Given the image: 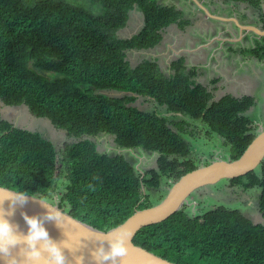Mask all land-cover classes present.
I'll return each instance as SVG.
<instances>
[{"label": "trees", "instance_id": "trees-1", "mask_svg": "<svg viewBox=\"0 0 264 264\" xmlns=\"http://www.w3.org/2000/svg\"><path fill=\"white\" fill-rule=\"evenodd\" d=\"M87 1L98 11L66 0H0V100L10 106L24 104L75 137L110 134L120 148L154 152L156 166L141 176L122 153H101L89 138L65 144L58 158L51 140L13 126L0 113V185L49 200L64 169L62 198L69 213L106 230L156 203L146 184L159 188L162 177L172 183L198 167L187 158V123H169L139 109L133 104L138 97L201 120L230 146V159L238 158L257 134L245 114L255 99L231 94L214 99L208 85L193 82L197 70L183 56L170 61L169 72L155 58L129 63L128 50L153 48L170 24L181 29L191 24L181 9L158 0ZM135 7L143 13V25L131 36L119 37L117 31ZM244 52L262 59L264 44ZM243 179L244 186L261 187L258 210L263 222L224 206L200 215L188 214L183 206L142 227L133 242L177 264H264V160L228 180L234 185Z\"/></svg>", "mask_w": 264, "mask_h": 264}, {"label": "rangeland", "instance_id": "rangeland-1", "mask_svg": "<svg viewBox=\"0 0 264 264\" xmlns=\"http://www.w3.org/2000/svg\"><path fill=\"white\" fill-rule=\"evenodd\" d=\"M35 1V0H27ZM71 3H79L87 9L97 12V9L92 8L87 0H66ZM201 2L210 13L219 15L221 17H228L226 14L230 13L231 10L229 4H224L222 0H198ZM161 4L166 5H177L180 9H183V13L186 17L191 20V24L180 29L176 25L166 27L167 33L164 32V38L159 44L151 49L146 50H128L126 57L131 65L136 64L142 58L156 59L162 70L169 72L170 61L176 59L182 54H190L188 57L191 59L188 61L189 64H194V52H187L194 49V44H208L207 47L202 48L198 54L208 55L213 48H216L220 44L221 40L215 39L216 35L220 33L222 28L233 27L234 29L240 30L235 21L220 20L210 18L205 14L203 10L193 0H158ZM229 2V1H228ZM233 2V1H232ZM234 5H236L234 3ZM262 10V9H261ZM205 19H204V17ZM143 13L138 8H134L127 20L126 25L117 31L119 37H129L133 33L137 32L143 25ZM241 19V18H240ZM225 30V29H224ZM230 35L229 31L224 32ZM232 37V36H231ZM223 38V37H220ZM239 38V35L236 36ZM249 39V38H248ZM242 38L239 42H228V44L236 48L241 46L248 49L255 46L258 41H250ZM197 40L195 43L194 41ZM166 44H171V48L167 47ZM222 46V45H219ZM224 50L218 54V58L214 61H220L219 66L222 69L228 70L238 68L239 71H243L246 66L240 63V54L235 50L236 54L229 53L225 49L228 47L226 44L223 45ZM184 49V51H183ZM176 51V53H174ZM181 52V53H177ZM225 51V52H224ZM223 53V54H222ZM222 55V56H221ZM253 62H248L247 67ZM233 68V69H234ZM214 75H219V71H213ZM222 78V77H221ZM193 78V82H195ZM202 80V78H200ZM204 84L203 82H201ZM209 88L214 91V83L208 84ZM220 89V88H219ZM214 92V99L218 97L219 91ZM248 91L252 92L254 97L258 100L257 105L251 106L247 111L246 115L253 122L255 132L258 133L261 129H264V84L261 78V73L256 74L255 81L247 88ZM111 96H121L122 92L114 90H100ZM226 92L220 93L219 97ZM252 95V96H253ZM218 97V98H219ZM217 98V99H218ZM141 110L155 113L159 116H163L169 123L173 121L184 120L187 123V131L183 133V137L189 144L190 153L187 158L191 159L198 166L205 165L216 159H230V146L217 134L209 132L207 125H205L199 119H192L187 115L181 113H175L167 110L164 106H159L152 99L148 97L140 96L133 103ZM0 113L2 117L11 121L14 125L27 128L32 131L39 132L43 137L51 140L56 148L58 158L61 156L64 150V146L67 143L76 141L80 138L91 139L96 146L97 151L107 154L122 153L130 162H132L141 176H144L146 170L156 166L157 154L154 152H147L143 149H124L118 147L114 142V137L110 134H98L96 136H82L80 138L75 137L68 133L66 129H59L52 125L49 119L44 117L35 116L29 108L24 105H6L0 100ZM173 183V182H172ZM171 180L169 178L162 177L161 185L159 188H153L152 184L148 183L145 185V191L150 195L153 202H158L159 199L166 195L169 187L171 186ZM66 178L64 169L59 171V177L56 181L55 191L52 193L49 201L57 203L65 211H68V206L63 202V193L65 189ZM247 184L245 179L242 182L231 185L228 179H222L214 184L202 186L194 190L187 198L184 208L190 215H200L204 212L216 207L224 206L229 209L239 210L244 216L250 218L253 222H263L261 214L258 210V200L261 192V187L252 185L244 186ZM163 196V197H164Z\"/></svg>", "mask_w": 264, "mask_h": 264}, {"label": "water", "instance_id": "water-1", "mask_svg": "<svg viewBox=\"0 0 264 264\" xmlns=\"http://www.w3.org/2000/svg\"><path fill=\"white\" fill-rule=\"evenodd\" d=\"M210 18L220 20L235 21L239 27V33L243 36L247 33L261 37L264 36V28L250 24H241L235 17H221L214 15L198 0H193ZM13 126H16L13 124ZM264 160V129H261L238 158L216 159L205 165L198 166L193 170L181 175L169 187L166 195L157 203L143 208L136 209L122 223L102 230L96 228L76 217L69 211H65L57 203H53L45 198L30 195L23 205L22 211L28 215L43 216L47 211L46 205L51 209L49 215H57L61 219L62 228L58 227L54 221H46L45 227L49 235L56 241L66 239L69 248L65 249L66 264H74V257L81 256L83 264H96L91 253L99 245L103 244L107 250V240L119 235L126 252L122 257L117 258V264H177L159 255L150 252L146 248L136 245L133 238L138 230L147 225L158 223L186 204L188 196L196 189L214 184L222 179H233L251 172L257 168ZM13 189L0 185V196ZM5 207L7 202L5 201ZM18 209L14 217L15 221L24 227L23 219Z\"/></svg>", "mask_w": 264, "mask_h": 264}, {"label": "clouds", "instance_id": "clouds-1", "mask_svg": "<svg viewBox=\"0 0 264 264\" xmlns=\"http://www.w3.org/2000/svg\"><path fill=\"white\" fill-rule=\"evenodd\" d=\"M25 193L19 187L15 192L9 190L0 196V264H66L65 249H74L68 247L66 239H52L45 227V222L50 220L62 228L60 217L49 215L51 209L47 205L48 211L42 217L23 212V205L30 196ZM18 209H21L23 229L14 219ZM107 245V250L99 244L91 253L96 264H117V258L126 252L119 235L107 240ZM74 264H83V258L75 256Z\"/></svg>", "mask_w": 264, "mask_h": 264}, {"label": "crops", "instance_id": "crops-1", "mask_svg": "<svg viewBox=\"0 0 264 264\" xmlns=\"http://www.w3.org/2000/svg\"><path fill=\"white\" fill-rule=\"evenodd\" d=\"M234 3L236 5H234ZM224 4H229V6H230L229 10H231V12L226 14V16L237 18L238 22L241 24L255 25V26L263 29V26H264V0H258L257 5H253V4L246 2V1H233V2L227 1V2H224ZM174 6L176 8H179L175 4H174ZM181 10L183 11V9H181ZM186 18H188V17H186ZM204 19H205V17H204ZM171 25H173V24H170L169 26L171 27ZM174 25H176V24H174ZM166 29H168V28H166ZM166 29L164 30V32L167 33ZM220 31L221 32L218 34H217L218 31H217L216 33H214V35H216L215 39H219V40H221V42H220V44L217 45L216 48H213L208 55L204 54V55H201L200 58L198 57L200 55V54H198L199 51L202 48L207 47L208 44H206V45L194 44V49L187 51V52H194V64L188 63V61L191 60L188 57L190 54L186 53V54H182L181 56L184 57L185 64L188 67L196 68V70H197V76L195 79L196 83L203 82L204 85H208L210 82H212L213 79H216V82L214 83L213 93L217 92V90L220 88L218 97H219L220 93H222V92H226L225 94H231V95L236 96V97H240L243 95L252 96L253 95L252 92H250V91L246 92V91H248L247 88H249L250 85L255 81L256 74L261 73V78H262V81L264 84V58L259 59V58H256L254 56H251L249 54H246L244 52V50L246 48H244L242 46L236 50V48L231 47L228 44V42H239V40H241L242 38H245V39L249 38L248 40H250V41L255 40V41H258V42H256L258 44H264V36L258 37L256 35H254L253 33H247V34H244L242 36L239 33L238 29H236V28L234 29L233 27H228V28L225 27V28H222ZM227 31H229V33H231V34L227 35L226 33H224ZM237 35H239V38H236ZM220 37H223V38H220ZM163 38H164V33H163ZM194 42L196 43L197 40H195ZM225 44L228 46L225 49V51L227 50L229 53L236 54V52H235V50H236L240 54V57H241L240 58V63H241L240 66H242V65L246 66V68L243 71H239L238 68L235 69L234 67H233L234 69L232 68V69H228L225 71V69H222L221 66H219L220 61H217V62L214 61L215 58H218V56H219L218 54H220V52H223L224 47H225L223 45H225ZM166 45H167V47H170V49L172 50L171 44H166ZM219 45H222V46H219ZM248 49H250V48H248ZM183 51H184V49H183ZM174 53H176V51H174ZM177 53H181V52L177 51ZM248 62H253V63H251L250 66L247 67L246 64ZM212 69H213V71H219L220 74L214 75L213 72H211V71L209 74L208 73L209 70H212ZM200 78H202V80H200ZM263 92H264V90H263ZM253 97H254V95H253ZM254 99H255V103L253 106L257 105V103H258V100L255 97H254Z\"/></svg>", "mask_w": 264, "mask_h": 264}]
</instances>
